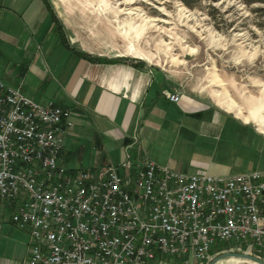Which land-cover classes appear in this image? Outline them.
Masks as SVG:
<instances>
[{
    "label": "built area",
    "instance_id": "2783aa9c",
    "mask_svg": "<svg viewBox=\"0 0 264 264\" xmlns=\"http://www.w3.org/2000/svg\"><path fill=\"white\" fill-rule=\"evenodd\" d=\"M72 124L70 108L0 79V200L28 231L27 264H202L228 249L264 260V168L187 172L146 154L68 167ZM219 241L235 245L212 252Z\"/></svg>",
    "mask_w": 264,
    "mask_h": 264
},
{
    "label": "crops",
    "instance_id": "0c3cea01",
    "mask_svg": "<svg viewBox=\"0 0 264 264\" xmlns=\"http://www.w3.org/2000/svg\"><path fill=\"white\" fill-rule=\"evenodd\" d=\"M70 24L53 0H0V79L38 102L70 108L64 165L93 170L146 154L187 172L264 168L258 111L249 117L263 130L184 88L157 63L109 52L100 37L93 43ZM173 91L181 92L178 100L170 99ZM27 244V229L0 208V264H27Z\"/></svg>",
    "mask_w": 264,
    "mask_h": 264
},
{
    "label": "rangeland",
    "instance_id": "374dc122",
    "mask_svg": "<svg viewBox=\"0 0 264 264\" xmlns=\"http://www.w3.org/2000/svg\"><path fill=\"white\" fill-rule=\"evenodd\" d=\"M53 2L60 16L85 39L94 43L100 37L109 52H128L157 63L177 76L184 88L244 119L258 111L263 116L254 113L253 117H259L264 128V0ZM0 206L6 216L11 215L6 201L0 200ZM234 245L219 241L211 249ZM253 261L234 257L214 264ZM176 264L200 263L193 257Z\"/></svg>",
    "mask_w": 264,
    "mask_h": 264
},
{
    "label": "water",
    "instance_id": "95a60500",
    "mask_svg": "<svg viewBox=\"0 0 264 264\" xmlns=\"http://www.w3.org/2000/svg\"><path fill=\"white\" fill-rule=\"evenodd\" d=\"M228 256H239L245 259H252L256 261L257 263L264 264V260L251 254L246 253L241 250H224L220 251L218 254L214 255L211 259L205 261L203 264H214L216 261H218L222 257H228Z\"/></svg>",
    "mask_w": 264,
    "mask_h": 264
},
{
    "label": "trees",
    "instance_id": "16d2710c",
    "mask_svg": "<svg viewBox=\"0 0 264 264\" xmlns=\"http://www.w3.org/2000/svg\"><path fill=\"white\" fill-rule=\"evenodd\" d=\"M248 1H254V0H248ZM53 15L55 14V13H52ZM79 53L82 55H85V56H87V57H89V58H91V59H94V60H97V58L98 59H102V60H111L112 58H106V57H99V56H97V57H93V56H91V55H89L87 52H85V51H79Z\"/></svg>",
    "mask_w": 264,
    "mask_h": 264
},
{
    "label": "bare ground",
    "instance_id": "6f19581e",
    "mask_svg": "<svg viewBox=\"0 0 264 264\" xmlns=\"http://www.w3.org/2000/svg\"><path fill=\"white\" fill-rule=\"evenodd\" d=\"M253 263H255V264H260V263L254 262V261H253Z\"/></svg>",
    "mask_w": 264,
    "mask_h": 264
}]
</instances>
